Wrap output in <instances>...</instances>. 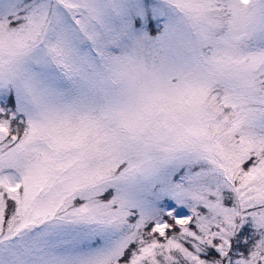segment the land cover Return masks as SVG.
Masks as SVG:
<instances>
[{"label": "snow or ice", "instance_id": "6c2138e0", "mask_svg": "<svg viewBox=\"0 0 264 264\" xmlns=\"http://www.w3.org/2000/svg\"><path fill=\"white\" fill-rule=\"evenodd\" d=\"M165 5L0 0V264H264V0Z\"/></svg>", "mask_w": 264, "mask_h": 264}, {"label": "rangeland", "instance_id": "374dc122", "mask_svg": "<svg viewBox=\"0 0 264 264\" xmlns=\"http://www.w3.org/2000/svg\"><path fill=\"white\" fill-rule=\"evenodd\" d=\"M142 5L149 12L152 19V28L149 29L147 24L142 25L141 31L148 37L155 40L161 36L166 29H175L178 36L182 28V21L177 14L165 5V0H141ZM175 47V36L173 37V48ZM174 52H169L168 60L170 62Z\"/></svg>", "mask_w": 264, "mask_h": 264}]
</instances>
